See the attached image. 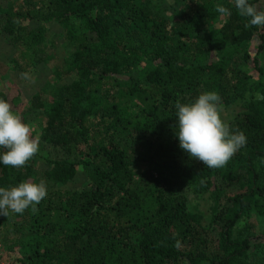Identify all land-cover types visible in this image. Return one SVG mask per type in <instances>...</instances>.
<instances>
[{"label": "trees", "instance_id": "obj_1", "mask_svg": "<svg viewBox=\"0 0 264 264\" xmlns=\"http://www.w3.org/2000/svg\"><path fill=\"white\" fill-rule=\"evenodd\" d=\"M264 11V0H249ZM222 4L231 11H216ZM234 0H16L0 6V36L25 69L57 23L72 46L68 71L41 109L39 151L22 168L0 162V187L41 179L36 211L0 216V242L22 264H264L244 224L264 222V27H245ZM244 48V49H243ZM243 49V51H242ZM240 51V52H239ZM8 65L0 62V72ZM107 84V86H105ZM214 91L247 138L220 168L179 146L176 102ZM0 98L17 97L0 91ZM24 118V117H23ZM25 120V119H24ZM32 136L34 137L33 133ZM46 145L61 156L44 153ZM5 150L0 149V155ZM83 169L88 186L64 191ZM219 178L227 187L213 186ZM208 193L209 214L187 192ZM244 223V224H243Z\"/></svg>", "mask_w": 264, "mask_h": 264}, {"label": "clouds", "instance_id": "obj_2", "mask_svg": "<svg viewBox=\"0 0 264 264\" xmlns=\"http://www.w3.org/2000/svg\"><path fill=\"white\" fill-rule=\"evenodd\" d=\"M238 14L249 18L245 27H264V11H260L249 0H234ZM216 11L224 16L231 15L229 8L216 5ZM25 75L26 74H22ZM257 100L264 95L256 94ZM221 97L214 91L200 94L194 102H176L177 135L179 146L191 158L208 168L225 166L232 156L246 145L243 132H231L221 118ZM0 162L13 168L24 167L39 151V139L32 136V128L13 111L12 105L0 98ZM47 195L46 182L41 179L22 181L11 188L0 187V216H7L9 210L23 213L31 208L35 212Z\"/></svg>", "mask_w": 264, "mask_h": 264}, {"label": "rangeland", "instance_id": "obj_3", "mask_svg": "<svg viewBox=\"0 0 264 264\" xmlns=\"http://www.w3.org/2000/svg\"><path fill=\"white\" fill-rule=\"evenodd\" d=\"M15 1L0 0V6L8 9ZM27 26L29 28H44L46 34L44 53L37 57L28 68L15 67L9 63L16 55V47L7 38L0 36V62L6 66L8 65L3 73L0 72V91L7 92L11 97H17V104L20 106L17 114L21 116L25 123L31 126L34 138L39 139L40 130L44 124V114L41 109L31 110V100L36 94H39L40 98L46 102L55 94L59 86L66 85L75 78L74 74L68 71L72 46L57 23L41 24L28 22ZM22 74H26V76ZM10 104L15 110L12 102ZM234 108L236 110V107ZM235 110L231 107H222L220 115L226 124ZM44 153L50 157L61 156V152L50 145L45 146ZM257 167L264 181V159L258 161ZM88 182L89 178L86 172L79 168L70 181L66 184H55V187L64 191L81 190L88 186ZM213 186L227 187V183L217 178V180L213 181ZM187 195L191 197L193 203L203 213L209 214L212 200L208 193L195 195L188 191ZM259 219L253 215L247 223H243V230L247 233H254L253 235L257 237L253 260L264 259V222H260ZM5 256L8 264H22L19 256L14 253L5 251Z\"/></svg>", "mask_w": 264, "mask_h": 264}, {"label": "built area", "instance_id": "obj_4", "mask_svg": "<svg viewBox=\"0 0 264 264\" xmlns=\"http://www.w3.org/2000/svg\"><path fill=\"white\" fill-rule=\"evenodd\" d=\"M0 264H8V260L5 256V249L0 242Z\"/></svg>", "mask_w": 264, "mask_h": 264}]
</instances>
